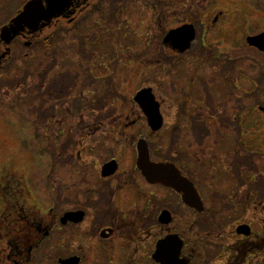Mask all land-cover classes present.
Segmentation results:
<instances>
[{
    "label": "flooded vegetation",
    "instance_id": "1",
    "mask_svg": "<svg viewBox=\"0 0 264 264\" xmlns=\"http://www.w3.org/2000/svg\"><path fill=\"white\" fill-rule=\"evenodd\" d=\"M123 1L130 3V0ZM109 3L110 0H71L69 12L40 33L31 34L26 30L18 36L0 68L12 58L18 42L23 41L26 47H35L54 38V45L56 43L59 48L57 60L61 65L64 62L72 65L71 79L85 71L88 75L92 68L88 67L89 63H79L77 56H67L69 51L65 50L62 42L63 32L43 35L60 23L78 24L88 12L104 11ZM173 5L177 8L176 4ZM178 6L185 7V4ZM219 6L218 3L212 4L210 10L220 9ZM120 11L119 8L118 12L109 15L110 20L117 18ZM13 18L2 22L0 31ZM150 21L148 29L152 32L156 22L154 13H151ZM217 21L218 18L215 19ZM148 34L138 37L134 56L138 58L139 67L134 70L141 75L156 76L160 70L157 64L152 63V57L159 55L158 37L155 34L149 37ZM106 37L113 46L112 51L101 43ZM205 38H201L204 48L207 47ZM214 38L218 42L211 43L217 51L206 55L210 59L217 56L223 60L218 44L225 38ZM75 44L79 42L75 41L74 47ZM122 44L135 45L124 36L117 43L108 35L97 39V46L106 51L109 58L126 55L124 50L120 51ZM162 44L163 49L169 52L166 62L173 66V71L185 64V60L194 61L197 57L202 65V52H192L196 42L184 53L174 48L181 47L175 41L166 44L163 39ZM91 45L92 49L96 46ZM73 46L71 48L74 49ZM6 50L7 47L0 42V56ZM251 50L263 58L264 64V54ZM226 55L224 59L238 62L239 52L232 50ZM147 59L151 64L146 62ZM102 63L101 59L95 68L108 76L105 73L108 69ZM120 73L122 75V71ZM173 76L175 80L167 92L173 104L167 109L163 95L156 91L157 80L138 90L151 89L160 103L163 116L160 131L152 130L138 106L140 116L132 122V129L137 142L144 139L148 143L152 162L172 165L178 170L181 183L190 182L194 186L198 193L197 205L193 207L186 202L183 193L144 178L137 166V143L108 161H103L104 156L101 155L102 164L78 163L82 159L78 137L85 129L82 135L87 137L90 125L79 127L77 111L72 108L74 101L67 105V109L61 105L58 90L66 85L52 89L54 87L44 84L40 93L42 126L39 124L40 132L31 133H36L34 136L43 140L38 153H35L39 163H27L21 150L18 165H11L13 170L5 183L7 196L1 191L3 185L0 186V264H64L70 259L77 264H264V164L260 166L259 162L256 168L254 164L256 155L264 160V99H244L257 97L259 86L255 82L243 85L245 80L239 84L230 79L225 84L214 85L212 89H203L202 76L198 80L193 77L185 85L179 84L182 73L174 72ZM100 86L105 89L111 87ZM121 86L126 85L119 80L118 89ZM262 90L264 95V83ZM121 91L124 89L118 90L119 96H123ZM225 107L229 110H224ZM206 111L209 116L205 115ZM258 111L261 115H257ZM102 118L110 120V117ZM243 121L262 122L258 128L260 137L250 134L249 130H254L251 125L245 131ZM48 155H75L78 163L74 172L78 177L75 184L64 187L57 178L59 185L53 190V195L46 181ZM107 165L110 167L106 170ZM61 167L58 165L59 171ZM34 173L38 176L33 179ZM74 197H79V200ZM75 200L76 203L70 205ZM252 203L255 205V217L261 218L258 224L248 216ZM209 204L214 205V211ZM258 225L262 232L258 231ZM79 235L81 239H77ZM51 241H54L53 246L49 244ZM165 242V250L160 251L159 245ZM48 247L51 254H48ZM178 250L180 254L175 262L174 254Z\"/></svg>",
    "mask_w": 264,
    "mask_h": 264
},
{
    "label": "rangeland",
    "instance_id": "2",
    "mask_svg": "<svg viewBox=\"0 0 264 264\" xmlns=\"http://www.w3.org/2000/svg\"><path fill=\"white\" fill-rule=\"evenodd\" d=\"M27 1L0 0V24L7 21L9 17L15 16L17 10L23 7ZM180 3L185 4V7H179L178 4ZM216 3L220 4V9L210 10V6ZM109 4V7L105 5L104 11L93 12L94 10H92L88 12L87 16L82 18L78 24L60 23L58 27L52 28L43 35L52 36L56 34V31L63 32L62 42L66 47L65 50L69 51L67 56L72 58L77 56L76 60L79 63L82 61L89 63L88 67L92 66V68L89 69L88 75L85 71L80 76L71 79L73 76L71 75L72 65L68 62H64L63 65L59 63L57 60L59 48L56 43L53 44L51 50H48L42 47L40 43L35 47H26L23 41L18 42L14 46L12 58L7 60L6 65L1 69L0 182L3 185L1 191H3L4 196L8 195L5 183H7L6 180L13 170L11 165L13 163L18 165V155L21 150L24 152L22 154L27 163H39L40 159L36 158V154L39 151V144L42 145L43 140L40 136H34L36 133H33L34 135L31 133L33 131L40 132L39 124L42 126L41 88L44 84H47L48 87H54L52 89H57L55 86L66 85L58 90L61 95L59 99L61 105L67 109V105L74 101L72 108L77 111L79 127L90 125L89 132L86 134L87 137L82 135L86 129L78 137L79 151H82V159L78 163L81 162L82 164H102L101 155L104 156L103 161H108L136 144L137 138L132 129V122L138 119L140 111L133 102L134 96L138 90L153 84L157 80L156 91H158V95H163L167 109L173 104L171 95H168L167 92L171 87L170 83L175 80L174 72L179 75L182 73L179 79L180 85L187 84L193 77L198 80L202 76L203 89H212L214 85L225 84L230 79L239 84L245 80L243 85H250L255 82L260 91L257 97L244 99H264L262 90L264 73L258 62L252 60V55L250 54L248 57L250 59H243L239 62H230V60L223 58L224 55L237 49L239 54L249 55L250 51L246 48L245 37L249 33V35L259 34L256 32L259 31L260 24L264 22V0H130V3L123 0H110ZM173 4H176L177 8ZM119 8L121 9L119 16L117 15V18L110 20L109 15L114 11L118 12ZM151 13H154L156 27L154 26L152 32H149ZM216 18H218L217 22H215ZM185 25H194L197 30L196 45L192 52H202V65L197 57L194 61L185 60V64L179 65V68L176 67L173 71V66L166 62V56L169 52L163 49V38L169 32ZM124 28L126 31L123 33ZM147 34L149 37L154 36V34L158 37L159 55L157 58L155 55L152 57V63L157 64L158 71L160 70L156 76L141 75L134 70L135 67H139L138 58L134 56L139 41L138 37L142 35L144 37ZM105 35L115 38L116 43L120 37L124 36L127 40H132L135 45L127 44L125 46L122 44L120 51L124 50L126 55L119 54L115 58H109L108 53L97 46V39ZM203 36L206 37L207 47L205 48L201 44ZM215 36L225 38V40H219L220 44H218L223 60L217 56L216 59H210L206 55L210 51H217L213 45L209 44L212 40L218 42L214 38ZM75 41H78L79 44H75L74 47ZM90 43L96 46L92 49ZM101 43L106 49L112 51L113 46L108 37L102 39ZM117 48L119 49V47ZM180 58L184 59V57ZM101 59L103 60L102 64H105V68L108 69L105 71L106 74H109L108 76L99 75L102 72L95 68ZM146 62L149 63L150 60L147 59ZM163 67L165 69L161 70ZM28 69L31 70L28 71ZM119 80L124 81L126 85L120 88L124 89L121 91L123 96H119L118 93L120 90L118 89ZM104 84L107 87L111 86L110 89L100 86H104ZM162 89L164 91H160ZM163 98L161 97V99ZM76 105L78 109H76ZM224 110H229V108L225 107ZM202 115L204 116V114ZM205 115L209 116L210 114L206 111ZM233 115L235 117V114ZM257 115H261L260 111ZM108 116L110 120L106 121L102 118H109ZM243 122L245 131L249 130L251 125L254 130L250 129L249 132H252L250 134H254L255 138L260 137L261 133L258 132V128L262 122L256 124ZM236 124L240 126L238 120H236ZM74 156H47L46 181L52 195L55 194L56 186L59 185L57 178L61 180L64 187L74 185L78 179L74 173L78 164ZM254 160L256 161L254 163L255 168L259 162H261L260 166L264 164V160L260 156L256 155ZM58 165L62 166L61 171H59ZM37 176V173H34L32 178H37ZM83 184L86 182L84 181ZM74 198L79 200V197ZM74 203L76 200L70 205ZM66 204L69 205L68 202ZM209 206L211 211H214V205L209 204ZM254 206L253 203L250 205L248 216L249 219H253L254 223L258 224L261 222V218L255 217ZM85 227L87 224L81 228L80 234ZM227 231L229 232V230ZM258 231L262 232V227L260 228L259 225ZM212 233L214 236L215 232L212 231ZM77 239H81L80 235ZM227 243L230 244L231 241ZM49 244L53 246L54 241ZM47 251L48 254L52 253L49 247ZM253 264L261 263L254 262Z\"/></svg>",
    "mask_w": 264,
    "mask_h": 264
},
{
    "label": "water",
    "instance_id": "3",
    "mask_svg": "<svg viewBox=\"0 0 264 264\" xmlns=\"http://www.w3.org/2000/svg\"><path fill=\"white\" fill-rule=\"evenodd\" d=\"M71 7V0H31L23 8V10L14 18L9 26L4 27L0 32V40L6 46L12 44V42L29 30L31 34L42 31L49 26L54 19H58L65 16ZM72 14V13H71ZM195 39V31L191 27H186L171 33L166 42L175 41L180 44V50L183 52L189 48L192 41ZM184 40V42H181ZM247 43L251 47H255L264 53V34L257 37H250L247 39ZM10 52L7 49V53L0 57V64L6 57V54ZM135 101L140 103L143 111L148 117L150 126L153 131H158L162 127V116L160 115V107L155 102V98L152 95L151 90H144L135 98ZM138 161L137 165L142 171L145 178L153 184H162L168 187H172L177 191L184 193L185 201L195 206L197 201V194L193 186L189 182L181 183V177L179 172L172 166L166 164L152 163L150 160V154L148 145L144 140H140L138 143ZM110 165H107V168ZM195 201V202H194ZM166 243L160 244V251H164ZM166 253H171L166 251ZM172 254V253H171ZM180 250L174 254V260L177 262ZM167 258V257H166ZM169 259V258H167ZM64 264H77L75 260H67Z\"/></svg>",
    "mask_w": 264,
    "mask_h": 264
},
{
    "label": "trees",
    "instance_id": "4",
    "mask_svg": "<svg viewBox=\"0 0 264 264\" xmlns=\"http://www.w3.org/2000/svg\"><path fill=\"white\" fill-rule=\"evenodd\" d=\"M53 44H54V38H50L48 41L42 43L41 45H42L43 47L46 46L47 48H49V50H51L52 47H53Z\"/></svg>",
    "mask_w": 264,
    "mask_h": 264
}]
</instances>
